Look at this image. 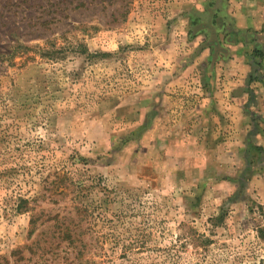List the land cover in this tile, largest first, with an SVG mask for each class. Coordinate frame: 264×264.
I'll use <instances>...</instances> for the list:
<instances>
[{
    "label": "rangeland",
    "instance_id": "1",
    "mask_svg": "<svg viewBox=\"0 0 264 264\" xmlns=\"http://www.w3.org/2000/svg\"><path fill=\"white\" fill-rule=\"evenodd\" d=\"M206 1L0 0V257L9 264H264V152L235 194L226 177L245 168L248 138L223 141L236 145L230 176L204 167L193 142L184 149L154 133L159 117L182 127L179 114L203 97L186 52L209 38L188 34ZM249 110L252 128L234 125L264 148V110ZM145 119L137 141L120 143Z\"/></svg>",
    "mask_w": 264,
    "mask_h": 264
},
{
    "label": "crops",
    "instance_id": "2",
    "mask_svg": "<svg viewBox=\"0 0 264 264\" xmlns=\"http://www.w3.org/2000/svg\"><path fill=\"white\" fill-rule=\"evenodd\" d=\"M221 11L220 14L231 21L230 24L236 33H240L236 35L239 37L231 42L227 40L225 35L231 27L229 24L223 26L221 37L229 51L216 64L210 63L211 49L198 51L196 47L199 43L195 46L189 43L191 47L186 54L190 55V63L186 68L193 67L191 70L195 82L196 77L200 78L197 80L199 82L197 91L203 97L197 96L192 108L183 112L186 114L185 120H182L183 114H179L176 122L182 124V127L170 128L166 126L167 123H163L165 118L163 120L158 116L161 122L156 126L154 133H158L160 137H169V140L179 141L181 144L179 147L184 149L188 148L187 142H193V155L204 163V167L216 166L217 170L222 169L225 174L232 176L234 170L226 164H236L233 150L236 145L223 141L236 139V136L247 139L251 130L234 124H247L251 129L257 116L249 108L257 107L264 110V0H225ZM259 53L263 55L259 56ZM198 64L202 65V68H194ZM220 66H223L221 68L223 84L215 85L213 80L218 75ZM182 70H178L173 78L182 79ZM253 71L257 78L249 84V76ZM249 92L252 93L253 100ZM217 94L220 96L217 97ZM255 95L257 101H254ZM146 122L145 119L143 124ZM219 149L223 151L224 159L222 164L220 161L219 164H215L212 156L218 151L221 152Z\"/></svg>",
    "mask_w": 264,
    "mask_h": 264
},
{
    "label": "trees",
    "instance_id": "3",
    "mask_svg": "<svg viewBox=\"0 0 264 264\" xmlns=\"http://www.w3.org/2000/svg\"><path fill=\"white\" fill-rule=\"evenodd\" d=\"M224 2L225 0H209L206 3L207 7H205L203 11H197V10L193 11L189 19L190 20V31L188 34L191 37L195 38L201 34H205L206 37H209L204 40L201 47L202 49H205V48L211 49L212 53H211L210 63H213V64H216L229 51V48L224 46L223 37H221V35L223 36V26L229 24V26L231 27V30L228 31L227 34L225 35V38H227V40L229 39L230 42L238 38L239 35L238 37H236V35L240 34V33H236V31L233 29L232 25L230 24L231 21H228L227 17L225 18L223 15L220 14L222 12L221 9L223 8ZM245 40H250V39H245ZM262 55L263 53H259V56H262ZM254 78H257V77H255V73L253 71V73H251L249 76L248 83L250 84L254 80ZM249 94L251 96V100H253L252 93L249 92ZM144 127H145V124L141 125L137 130L126 134L125 137L122 140H120V143L126 144V143H129L130 141H137L138 138H140V135H142V133L146 131V130L142 131ZM251 135L252 133L248 137L247 147L245 149V152H246L245 168L242 171H240L236 177H233V178L226 177V179L237 183L239 190L237 189V192L235 194L241 193L240 189L243 188L242 186L243 181L246 180V175L248 171L250 170V167H252L254 163L253 161L254 157H259L264 152L263 147L257 146L252 143V141L250 140ZM23 203L28 204V202L21 199L20 203L17 205V208H16L18 212H21L22 210L21 208L24 206ZM31 225L33 228L30 231V235L34 234V231H35L34 227L36 225V220L32 219ZM258 233H259L258 234L259 239H261L264 242V227L259 228ZM17 253H18L17 261L24 260V257L21 254L22 252L20 253L17 252ZM13 254L16 255V253H13ZM2 260H4L5 264H9L7 259L3 257H0V264Z\"/></svg>",
    "mask_w": 264,
    "mask_h": 264
}]
</instances>
